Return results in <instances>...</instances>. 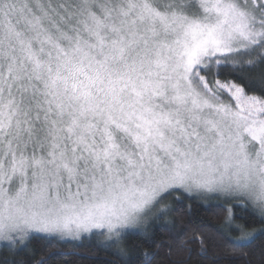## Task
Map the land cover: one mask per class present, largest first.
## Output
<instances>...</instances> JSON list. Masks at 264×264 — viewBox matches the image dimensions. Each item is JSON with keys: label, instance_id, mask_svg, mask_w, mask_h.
I'll return each mask as SVG.
<instances>
[{"label": "snow or ice", "instance_id": "1", "mask_svg": "<svg viewBox=\"0 0 264 264\" xmlns=\"http://www.w3.org/2000/svg\"><path fill=\"white\" fill-rule=\"evenodd\" d=\"M0 250L264 264V0H0Z\"/></svg>", "mask_w": 264, "mask_h": 264}, {"label": "trees", "instance_id": "2", "mask_svg": "<svg viewBox=\"0 0 264 264\" xmlns=\"http://www.w3.org/2000/svg\"><path fill=\"white\" fill-rule=\"evenodd\" d=\"M200 214L202 216H208V213H206L203 208L200 209ZM42 244H43V242L41 241L40 244L37 245V247L42 246ZM63 251L79 252L82 255H93V256H99L101 258H107V259L115 260V257H107L105 253L96 251L92 246L89 245L88 241H85L84 246L79 247V248H74L73 244L69 243L65 248H63ZM6 255L8 256L9 259L12 258L9 254L0 250V258L5 257ZM66 259H68L71 262V264H90L89 261L80 260L78 257H74V256L66 257Z\"/></svg>", "mask_w": 264, "mask_h": 264}]
</instances>
